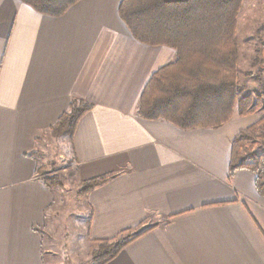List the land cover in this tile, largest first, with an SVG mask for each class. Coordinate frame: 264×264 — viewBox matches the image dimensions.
<instances>
[{
    "label": "crops",
    "instance_id": "0c3cea01",
    "mask_svg": "<svg viewBox=\"0 0 264 264\" xmlns=\"http://www.w3.org/2000/svg\"><path fill=\"white\" fill-rule=\"evenodd\" d=\"M122 1L80 0L51 16L0 0V264L51 259L56 195L38 149L74 100L92 105L70 142L80 182L112 174L85 194L87 238L154 225L106 264H264L257 174L230 169L253 114L192 129L141 117L146 84L177 54L138 40Z\"/></svg>",
    "mask_w": 264,
    "mask_h": 264
},
{
    "label": "trees",
    "instance_id": "16d2710c",
    "mask_svg": "<svg viewBox=\"0 0 264 264\" xmlns=\"http://www.w3.org/2000/svg\"><path fill=\"white\" fill-rule=\"evenodd\" d=\"M47 15H63L80 0H22ZM244 0H123L119 10L132 34L151 46H171L177 60L156 71L146 84L138 110L143 118L172 121L182 129L221 127L238 106L239 114L254 113L251 95L239 99L236 41L238 15ZM92 108L74 100L52 125L54 136L73 139L82 116ZM263 121V120H262ZM260 120L240 130L232 141L230 169L256 172L259 193L264 195V141ZM112 174L83 182L81 193L108 182ZM53 180V179H52ZM47 185H53L47 180ZM154 225L126 229L111 240L101 239L94 257L99 264L113 260L126 245L150 231Z\"/></svg>",
    "mask_w": 264,
    "mask_h": 264
},
{
    "label": "rangeland",
    "instance_id": "374dc122",
    "mask_svg": "<svg viewBox=\"0 0 264 264\" xmlns=\"http://www.w3.org/2000/svg\"><path fill=\"white\" fill-rule=\"evenodd\" d=\"M237 18L239 99L251 95L257 102V109L246 120L250 125L260 120L257 131L264 133V0L245 1ZM41 139L38 149L43 166L41 177L45 182L49 179L53 183L51 188L55 189L56 195L55 216L51 222L56 230V244L51 249V259L47 257V264H99L94 257L99 242L87 238L90 210L85 194L80 192L82 183L77 175L70 139L54 136L51 129ZM256 148L259 153L264 150V141H258Z\"/></svg>",
    "mask_w": 264,
    "mask_h": 264
}]
</instances>
